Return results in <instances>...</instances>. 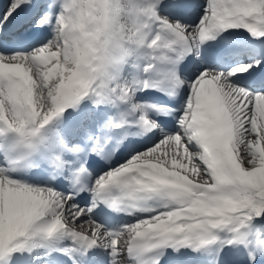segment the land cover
Listing matches in <instances>:
<instances>
[{
    "label": "snow or ice",
    "instance_id": "snow-or-ice-1",
    "mask_svg": "<svg viewBox=\"0 0 264 264\" xmlns=\"http://www.w3.org/2000/svg\"><path fill=\"white\" fill-rule=\"evenodd\" d=\"M0 264H264V0H0Z\"/></svg>",
    "mask_w": 264,
    "mask_h": 264
},
{
    "label": "bare ground",
    "instance_id": "bare-ground-1",
    "mask_svg": "<svg viewBox=\"0 0 264 264\" xmlns=\"http://www.w3.org/2000/svg\"><path fill=\"white\" fill-rule=\"evenodd\" d=\"M246 35H247V34H246ZM248 40H249V41H252V38L249 36V37H248ZM252 42H253V44H259L257 41H252Z\"/></svg>",
    "mask_w": 264,
    "mask_h": 264
}]
</instances>
